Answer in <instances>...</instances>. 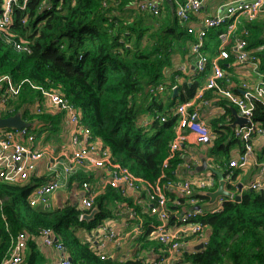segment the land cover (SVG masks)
<instances>
[{
    "label": "trees",
    "instance_id": "obj_1",
    "mask_svg": "<svg viewBox=\"0 0 264 264\" xmlns=\"http://www.w3.org/2000/svg\"><path fill=\"white\" fill-rule=\"evenodd\" d=\"M133 1L14 0L12 23L7 29L16 39L28 43L31 51L16 50L0 32V75L10 74L15 82H23L20 94L9 99L12 110L0 115L20 113L30 122L29 130L38 136L47 129L57 131L65 125L64 115L45 104L36 86L58 91L80 110L93 135L110 148L116 160L154 182L161 175L176 133L177 104L192 99L208 75H199L191 83L176 81L181 71L175 69V57L192 56L189 46L194 36L167 0L159 16L139 10ZM5 2L0 0V7ZM247 22L250 34L246 39L251 48L263 41L264 22L260 26L258 21ZM225 29V25L209 29L204 51L210 57L216 55L219 36ZM258 55L259 69L264 72V50ZM169 69L172 78L166 81ZM158 84L164 89L151 92L150 88ZM175 86L178 94L173 96ZM236 92L243 94L241 90ZM205 98L224 110L208 120L212 138L207 152L226 174L234 150L244 149L227 120V116L233 119L232 108L237 107L215 90L207 91ZM36 103L42 106L41 112L32 108ZM254 104L252 118L264 127V102L254 99ZM43 141L52 138L47 136ZM258 158L264 161V146ZM183 161L180 152L170 160L164 184L174 181ZM231 172L234 183L228 186L234 189L243 170L234 167ZM33 187L32 181L20 184L0 180V198L4 200L0 208V264L8 256L10 232L22 230L31 236L24 264H36L39 250L34 237L45 227L64 243L73 264H148L163 247L151 234L158 217L148 211L146 202L128 200L117 188L101 190L95 202L100 212L88 221L80 218L83 210L70 197L50 206H30L27 198ZM167 193L173 208L177 195L172 189ZM195 197L200 205L210 200L203 192H196ZM180 201L184 202L185 197L180 196ZM126 202L137 210L130 223H141L143 233L132 232L131 257L106 253L102 259L104 250L96 243V228L105 217L114 215L112 207L117 212L115 217H122ZM200 219L206 227L207 243L196 252L183 253L192 264H264V190L245 188L240 201H225L218 211H209ZM174 221L172 216L170 222Z\"/></svg>",
    "mask_w": 264,
    "mask_h": 264
},
{
    "label": "built area",
    "instance_id": "obj_2",
    "mask_svg": "<svg viewBox=\"0 0 264 264\" xmlns=\"http://www.w3.org/2000/svg\"><path fill=\"white\" fill-rule=\"evenodd\" d=\"M26 1V0H25ZM174 11L178 19L186 26L189 34L194 36L189 49L197 62L194 66L195 74H207L205 83L198 87L192 99L177 104L175 113L178 115L176 133L169 145V154L162 164L161 175L152 182L142 176L135 174L128 166L123 165L115 159L112 151L101 140L97 139L91 128L88 126L80 110L66 96L58 91H51L36 86L41 89L46 105L62 112L68 123L65 141L58 146L41 145L37 143V134L29 130V127L15 128L8 127L0 132V180L5 183H26L34 177L40 176L43 165L40 164L43 158L48 173L44 175L47 180L37 184L34 181L27 203L30 206L42 205L50 206L57 192H64L74 199L83 210L80 218L89 213L95 206L96 198L103 188L108 186L117 188L119 192L128 198L145 203L150 213L156 215L159 223L152 224V236L163 244L161 250L155 253L148 261V264H168L169 261L176 264L184 258V252L190 250L191 253L198 251L195 246L200 243H207L206 227L200 219L207 212L198 203L195 194L199 190H215L219 183V178L211 173L207 177L185 178L182 180L162 181L166 176V169L170 160L176 157L183 142L187 140V130L196 133V140L200 143L211 141L212 131L204 118L200 116V105H207L210 100L205 98V93L215 90L219 95L227 98L233 103L238 112L252 119L251 124L237 126L234 128V136L240 138L244 143L243 152L231 159L229 163L230 171L224 174L226 179L225 188L230 189L228 183L232 181L231 169L234 167L244 168L252 163L258 169L255 177L248 184H243L238 190L240 199L233 195L222 196L221 204L225 201H240L242 191L245 188L264 190V161H260L254 148V137H264V127L255 122L252 118L255 108L254 99L264 102V72L259 69L260 57L258 51L264 50V44L256 49L249 48L246 35L249 29L243 27V33L237 34L238 24L243 20L253 21L264 13V0H230L225 3L215 15L199 16L206 0H174ZM12 2L6 0L0 7V32L3 33L5 41L11 43L18 51H31L28 43L22 42L8 31V26L12 23ZM164 0H134L133 6L139 10L146 11L152 15L162 14ZM174 3V2H173ZM107 5V1H104ZM196 18V19H195ZM27 18L25 17L23 22ZM225 25L226 29L219 36L217 53L210 57L205 53L206 37L209 29ZM232 52L234 54H232ZM235 56L239 63H250L254 70L260 75L259 83L254 86V90H247L243 94H238L232 80L228 78L223 67V62ZM189 65L183 66L181 72H186ZM179 74L176 75V77ZM23 82H15L10 74L0 75V114L8 113L12 109L9 106V99L15 98L21 92ZM34 86L33 84H31ZM243 88H247L248 83L242 82ZM177 87V86H175ZM250 87V86H248ZM164 85L158 84L151 87L150 91L163 90ZM36 111L41 112L42 106L36 103ZM1 116V115H0ZM165 120V117H162ZM192 162H199L196 155L191 156ZM191 167V162H186ZM42 175V173H41ZM37 184V185H36ZM175 188L177 197L173 201L174 207L169 206V196L167 189ZM212 188V189H211ZM175 191V190H174ZM180 196L185 197V201H180ZM3 198H0V208H2ZM221 204L211 211H218ZM200 206V207H198ZM130 217L137 215L134 206H128ZM175 217L173 223L171 217ZM98 245L102 249L106 242H111L115 247L122 244L124 236L119 233L108 222H100L97 226ZM9 230V229H8ZM133 232L143 233V225L138 223L134 226ZM11 245L8 256L2 264H21L25 258V251L31 236L26 231L17 233L10 232ZM45 246L53 248L55 258L49 264H73L66 250L64 243L56 238L51 228H42L39 234L34 237ZM194 245L193 248H189ZM200 250V249H199ZM106 253L101 256L105 258Z\"/></svg>",
    "mask_w": 264,
    "mask_h": 264
},
{
    "label": "crops",
    "instance_id": "obj_3",
    "mask_svg": "<svg viewBox=\"0 0 264 264\" xmlns=\"http://www.w3.org/2000/svg\"><path fill=\"white\" fill-rule=\"evenodd\" d=\"M228 1H230V0H206L205 4L202 7L201 12L199 13V16L203 17L206 15H215L218 12L219 8H221ZM257 21H258V23H257L258 26H260L261 22H264V13H262L257 19L253 20L252 22L256 23ZM247 23L248 22L246 20H243L241 24H238V27H237V34L238 35L243 33L242 32L243 27H246ZM249 34H250V29H249ZM248 35H246V36H248ZM261 37H262L263 41L260 42L257 46H251V48L256 49L259 46H261L262 44H264V30L262 32ZM218 44H219V42L217 43V46H218ZM232 54H234V53L232 52ZM232 59H233L232 61H226V62L224 61L223 64H225V63L227 64L226 68H224V69L226 71L228 78L232 80V85H233L234 89L236 91L241 90L242 93H245L247 90L253 91L254 86L257 83H259L260 75L254 70L253 66L250 63H239L237 60H235L234 55H232ZM260 59H261V57H260ZM196 62H197V59L193 54H192V56H189L188 54H186L184 56L177 55L175 57V60H174L175 69L180 70L183 66H187V64H188L189 65L188 69L190 68V70H188L186 72L179 73V76L175 77L176 81H178L180 84L185 82V81H188L189 83H191L193 79H195L199 75H202V74H195L194 73V66H195ZM171 75H172V70L171 69L167 70L165 80L166 81L171 80V78H172ZM243 81H246L248 83V86H250V87L247 86V88H243V86H242ZM223 111H224L223 108L220 105L213 103V101H210V103L207 105H200V116L202 118H204L207 123L211 117H214V116L222 113ZM227 120H228V122L232 123L235 120V117L233 116V119H231L229 116H227ZM64 123H65V125L57 131L52 130V129H47L41 136L37 135V143H40L41 145H50V146H55V147L60 145L62 142L65 141L66 138L64 137V132L67 133V129H68V123L65 120V118H64ZM187 135H188L187 140L182 143L181 149L179 150L183 159L185 158V161H183V163L180 164L178 170L176 171V177L174 180H182V179H185L187 177L188 178L203 177V173H202L203 170H208L209 171L208 175H210L212 173V170L209 169L208 166H211L214 168H216V166H217L216 164H214L215 162L213 161L212 158L209 157V154L207 152L208 147L210 146V142H207V143L198 142L196 140V137H197L196 133L193 131H190V130H187ZM47 136H50L52 138V141L44 142L43 139H45V137H47ZM57 136L60 137V140L57 139ZM263 146H264V137H262V136L254 137V148H255L257 155H258V151L259 152L262 151ZM196 150L200 151L201 154L199 156H197L195 154ZM239 153L240 152L238 151V149H235L233 154H232L231 159L236 157ZM192 155H196V157L199 159V162H192V159H191ZM43 160H44V162L42 160L40 162V164L43 165L41 172L37 173L40 176H36V177H34L35 179H31L30 181L35 182L37 179H40V178L43 180V182H45V180H47V178L44 175H46L48 173L46 165H45V162L48 163V159H47V157H45V158H43ZM186 162H191L192 163L191 167H188ZM242 170H243L242 173H243L244 178H247V181H246L247 183H243V184H248L250 180H253V178L255 177V175L258 171L256 166L252 163L247 164L244 168H242ZM41 173H42V175H41ZM26 182H28V181H26ZM43 182H41V183H43ZM238 183L239 182H237V184ZM169 189H172L173 191L175 190L174 193L177 195V191L175 188L173 189V187H170ZM197 192H203V194H205L204 190H199ZM126 198L128 200H133V199L128 198V197H126ZM61 199L67 200L68 195H64V192H57L55 194V198H53L52 203H54L55 201L58 202ZM202 202L211 204L210 200L209 201H202ZM125 205L126 206L122 210V217L116 218L113 221H110L108 223H111V225L119 233H121L124 236V240H123L124 243H130L131 239H129L128 236L133 232V228L136 224L132 225L130 223V219H132V217H130V215H129L128 206H133V205H131V204L129 205V204H127V202L125 203ZM202 208H203V206H202ZM97 241H98V238L96 239V243H97ZM36 243H37V247L39 250V257L36 258V264H49V262H51L55 258V252H54L53 248L45 246L39 240H36ZM121 246H122V244L118 247H115L113 244H111V242H106L105 247L102 248V250H104L103 253H110V254L114 255V252L116 250H120ZM193 247H194V245L189 246V248H193ZM130 248H131L130 252L132 251V253H133V248L131 247V245H130ZM120 256L126 257L124 254H122ZM21 264H24V261Z\"/></svg>",
    "mask_w": 264,
    "mask_h": 264
},
{
    "label": "water",
    "instance_id": "obj_4",
    "mask_svg": "<svg viewBox=\"0 0 264 264\" xmlns=\"http://www.w3.org/2000/svg\"><path fill=\"white\" fill-rule=\"evenodd\" d=\"M169 2V4L171 5V7H174V3L173 0H167ZM178 94V89L177 87H174V94L173 96H176ZM232 114L235 117V120L230 123V127L231 128H235L237 126H244L247 124H251L252 123V119L249 118L248 116L242 115L238 112V110L236 108H232ZM30 122H28L26 119H24L22 117V115L20 113H16L13 115H9V116H0V129H4V128H8V127H15V128H22V127H30ZM209 169L212 170V173H215L217 175V177L219 178V183L218 186L215 190H206L204 193L205 195H207L208 197H210V202L214 203L215 201H217L220 197L222 196H232L233 192L229 189L225 188V184H226V179L223 177V174L220 172V170L208 166ZM239 188L243 187V183L239 182L238 183ZM234 197L236 199H240V195L239 194H234ZM200 207V206H198ZM100 212V208L98 205H95L92 210L89 213H86L83 215V219L86 220H93L96 218V215ZM204 247V243H200L199 245L196 246V249H201ZM69 258L72 260V257L69 256Z\"/></svg>",
    "mask_w": 264,
    "mask_h": 264
},
{
    "label": "rangeland",
    "instance_id": "obj_5",
    "mask_svg": "<svg viewBox=\"0 0 264 264\" xmlns=\"http://www.w3.org/2000/svg\"><path fill=\"white\" fill-rule=\"evenodd\" d=\"M32 108H35V105H33L32 106ZM5 130V128L4 129H0V132H2V131H4ZM66 136V132H64V137ZM254 141V140H253ZM195 154L197 155V156H199L201 153H200V151L199 150H196L195 151ZM202 173H203V177H207L208 176V174H209V171L208 170H203L202 171ZM236 181L237 182H242V183H247L246 181H247V178H244V176H243V173H240L239 175H238V177H237V179H236ZM233 192H235L236 194L238 193V190L237 189H233ZM221 199H218L217 201H215L214 203H211V204H208V203H205V202H202V206H203V208H204V210L206 211V212H209V211H211L212 209H214L215 207H217L219 204H221ZM110 206V205H109ZM113 208V214L114 215H108L107 217H105L104 219H103V221L104 222H110V221H113L114 220V218H116L115 217V215L117 214V212H116V209L114 208V207H112ZM131 237H132V233L128 236V238L129 239H131ZM130 243H124V241H123V243H122V246H121V249L120 250H116L115 252H114V255L116 256V257H119L120 255H122V254H124L126 257H131L132 256V251L130 252ZM168 264H174V263H172V261H169L168 262ZM176 264H192L191 262H190V260H188L187 258H183V260L182 261H179L178 263H176Z\"/></svg>",
    "mask_w": 264,
    "mask_h": 264
}]
</instances>
